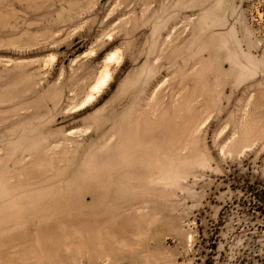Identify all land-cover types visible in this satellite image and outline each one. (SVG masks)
I'll return each instance as SVG.
<instances>
[{"label":"rangeland","instance_id":"obj_1","mask_svg":"<svg viewBox=\"0 0 264 264\" xmlns=\"http://www.w3.org/2000/svg\"><path fill=\"white\" fill-rule=\"evenodd\" d=\"M0 264H264V0H0Z\"/></svg>","mask_w":264,"mask_h":264},{"label":"bare ground","instance_id":"obj_2","mask_svg":"<svg viewBox=\"0 0 264 264\" xmlns=\"http://www.w3.org/2000/svg\"><path fill=\"white\" fill-rule=\"evenodd\" d=\"M103 79H104V78H103ZM101 82H102V81H101ZM101 82H99V83H101ZM101 84H102V83H101ZM98 86H99V85H98ZM99 88H100V87H99ZM95 89H98V88L95 87ZM91 97H92V96H91ZM88 100H90V98H88L87 101H88Z\"/></svg>","mask_w":264,"mask_h":264}]
</instances>
